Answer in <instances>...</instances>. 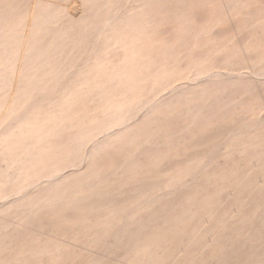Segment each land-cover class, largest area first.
<instances>
[{
    "label": "rangeland",
    "instance_id": "obj_1",
    "mask_svg": "<svg viewBox=\"0 0 264 264\" xmlns=\"http://www.w3.org/2000/svg\"><path fill=\"white\" fill-rule=\"evenodd\" d=\"M0 29V117L44 152L7 181L72 167L0 185V264H264V0H0Z\"/></svg>",
    "mask_w": 264,
    "mask_h": 264
},
{
    "label": "bare ground",
    "instance_id": "obj_2",
    "mask_svg": "<svg viewBox=\"0 0 264 264\" xmlns=\"http://www.w3.org/2000/svg\"><path fill=\"white\" fill-rule=\"evenodd\" d=\"M29 15H43V13H41V10L39 9V7L36 6V4H33L32 7H31V9H30ZM37 18H39V17L37 16ZM28 26H31V24L28 23ZM28 26H26L25 34L23 36V44L21 45L20 50H19V60H21V59H23V57H25V56L22 55V53H23V46L32 43V36H33L34 33H32V32L29 33L27 31L29 29ZM4 36H5V34L2 33V31L0 29V59L3 56V54H2L3 51L6 49L5 40H3L4 39ZM1 73H2V70L0 69V74ZM258 73H259V71H258ZM24 87L25 86H23L21 84H11V90H10V92L21 93V91L23 90ZM168 87H170V86H168ZM5 108H6L5 105H2V111L1 112L6 111L7 109H5ZM0 115L1 116H5V113H0ZM15 115L16 114H12V115L9 116V122H7L8 120H6L7 118H5V117L8 116V113H7V115L3 119L0 117V131H3L2 133H5V132L11 133V135L14 136V138H12V136L10 138L7 137L5 139H1L0 138V151L3 152L4 150H6L5 156L3 158V161L6 163V165L2 161V163L4 164V167H2V168L0 167L1 168L0 169V185H4L6 183L5 184V185H7L6 188H8V187L9 188H12V187H16V186L19 187V186H21V185H23V184H25L27 182V184H31L32 188H35V187L36 188H39V187H42L44 184H48V185L53 184V181L56 180L57 178L63 176V174H64V172L66 170H72V167L69 166L68 168L66 167V169H62L63 171H61L60 168L57 165H54V164L51 163V164L48 165V168H47L48 169V173L50 174V175L47 176L48 178H46L44 175H40V177H37L36 180H32V179L31 180H27V181L22 180V181H15L13 183L7 181L8 178H9V175H7L4 172L7 171V169L10 166H13V164L16 163V167L13 168V169H11L10 172H12L11 174L18 175V171L21 170V169H19L20 166H18L17 163H19V161L21 159L27 158L29 161H33L35 163L36 168H40V165H39L40 163L37 160H39L38 158L41 157V155L44 154L43 151L42 152H39V153L33 152V151H24V152L23 151H20V148L21 147H23V146H25L27 144H30V143H25V145H24V143H23L24 140L27 139V138L32 139L33 137H35V135L32 132H30V133L23 132L24 131V128H22V130H18V131L16 129H14V127H15L14 124H15V121H16V117H14ZM29 142H32V140H30ZM258 160L259 159H257V158H255L254 160H251L248 163L249 166L254 167V164ZM14 178H15V180L17 179V177H14ZM70 186H72V185H70L69 183H67L64 187H61L60 189L69 188ZM146 186H147V184L144 187L143 186L141 188L138 187V191L139 192H142L145 189ZM57 190H58V188H56L52 192V194L54 196L59 192V190L58 191ZM72 190H75V192H76L77 191V187H74L73 186L72 187ZM235 192H238V191H235ZM104 198H106L107 200L110 201V199L108 197H102V196L99 197V196L95 195V193H91V195H89L87 197L86 196L85 197L84 196H81V197H78V198H71L70 199V202L75 203V204L78 201L79 202H83L82 205H84L85 208L89 209L92 212H96V209L97 208L99 209V207H101V208L106 207L105 208L106 210L109 209L107 207L109 206L108 204H110V202L107 201ZM34 203H36V202H34ZM2 204H5V201H3V199L0 198V205H2ZM3 222H4V219H3ZM19 226L22 227L24 225H19ZM93 227L91 226V229L89 230L90 232H92V234L95 233ZM92 238L95 239V237H92ZM125 242L127 243L128 241H125ZM148 249H150V248L149 247H145V246H142V247L133 246V250L131 251L129 249V252H130V254L134 258H136V260L135 259H129L128 258V259H126L124 261V264H142V261L148 258L147 257V253H146V251Z\"/></svg>",
    "mask_w": 264,
    "mask_h": 264
}]
</instances>
